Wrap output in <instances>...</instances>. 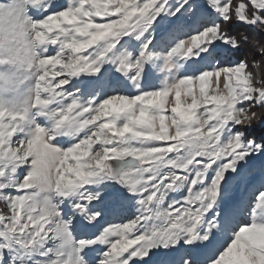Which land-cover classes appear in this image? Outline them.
Returning a JSON list of instances; mask_svg holds the SVG:
<instances>
[{
  "label": "snow or ice",
  "instance_id": "1",
  "mask_svg": "<svg viewBox=\"0 0 264 264\" xmlns=\"http://www.w3.org/2000/svg\"><path fill=\"white\" fill-rule=\"evenodd\" d=\"M181 9L216 19L167 51L141 40ZM258 33L264 0H0V264H138L181 241L183 264H264V191L219 211L264 181Z\"/></svg>",
  "mask_w": 264,
  "mask_h": 264
},
{
  "label": "rangeland",
  "instance_id": "2",
  "mask_svg": "<svg viewBox=\"0 0 264 264\" xmlns=\"http://www.w3.org/2000/svg\"><path fill=\"white\" fill-rule=\"evenodd\" d=\"M64 2L65 0H55V4L57 7L62 6ZM169 2L173 5V7H175L180 3V0H169ZM182 12L183 9H181V12L177 13L175 17L169 16L166 13L162 14L157 18V22L148 30V32H146L144 36L141 37V40L146 39L148 35L151 34L154 39L153 44L150 45V47L153 48L154 51H159L161 48H163L164 51H167L176 43L177 40L183 39L186 35H190L198 30V26L201 22H208L209 19H216V17L210 13H203L201 20H197L195 18L186 19L182 15ZM236 26L243 25L236 24ZM125 40L128 41L127 46L130 48L138 47L140 43V41L129 40L128 38H125ZM234 53L235 52L231 54V58H233ZM155 63L157 66H159L160 61L157 60L155 61ZM177 63H183L184 68L179 69V71L176 72V75L183 73L186 69L191 72L200 67V65L193 64L190 61H177ZM146 68L150 69L153 72L154 80L158 85L159 80L165 75V73L159 72L158 67L152 68L151 65H146ZM118 76L119 74H110V78ZM82 79L92 78L82 77ZM119 79L121 81L122 87L118 90H125L129 93H132L133 90L131 86L128 85L127 81L122 77H120ZM248 133L249 132H246V135L251 137V135H249ZM253 138H256L258 140L262 139V137ZM260 191H264V181L260 179L259 172H251L241 179H236L232 188L231 195L224 198L220 202L219 211L223 213L232 210L237 201H243V211H247L248 208L251 207L256 195ZM170 195L175 196L178 199L181 195H183V191ZM128 214H134V207L131 204L128 208ZM236 218L237 220L246 219L242 211H237ZM82 234L83 233H81V235ZM77 238H79V235L77 236ZM191 256H193V253L190 249V246L184 245L181 241L175 248L172 249H153L149 254V257L144 261L138 262V264H183V261L185 259H189Z\"/></svg>",
  "mask_w": 264,
  "mask_h": 264
},
{
  "label": "trees",
  "instance_id": "3",
  "mask_svg": "<svg viewBox=\"0 0 264 264\" xmlns=\"http://www.w3.org/2000/svg\"><path fill=\"white\" fill-rule=\"evenodd\" d=\"M212 21V19H209L208 22ZM188 25V24H187ZM192 27V26H191ZM245 28H251V26H236L233 25L232 26V31L236 32V31H240L243 30ZM178 35V34H177ZM259 40H264V33H258V37H256ZM243 55V51L241 52H235L233 54V59L240 57ZM248 55L250 56L251 53H248ZM247 132H249L248 134L251 135V137H262V139H264V125L255 127L253 129L248 130Z\"/></svg>",
  "mask_w": 264,
  "mask_h": 264
}]
</instances>
